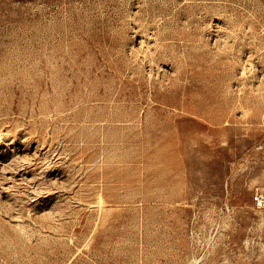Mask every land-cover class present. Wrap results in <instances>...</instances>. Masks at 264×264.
Wrapping results in <instances>:
<instances>
[{
    "label": "rangeland",
    "instance_id": "rangeland-1",
    "mask_svg": "<svg viewBox=\"0 0 264 264\" xmlns=\"http://www.w3.org/2000/svg\"><path fill=\"white\" fill-rule=\"evenodd\" d=\"M264 0H0V264H264Z\"/></svg>",
    "mask_w": 264,
    "mask_h": 264
},
{
    "label": "built area",
    "instance_id": "built-area-1",
    "mask_svg": "<svg viewBox=\"0 0 264 264\" xmlns=\"http://www.w3.org/2000/svg\"><path fill=\"white\" fill-rule=\"evenodd\" d=\"M254 202L258 208H264V196L262 195L255 196Z\"/></svg>",
    "mask_w": 264,
    "mask_h": 264
}]
</instances>
